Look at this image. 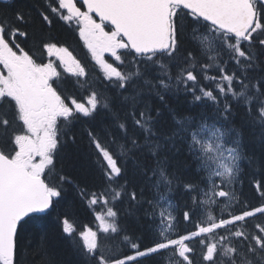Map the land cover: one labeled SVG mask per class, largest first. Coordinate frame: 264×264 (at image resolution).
I'll return each mask as SVG.
<instances>
[{
  "label": "snow or ice",
  "instance_id": "obj_1",
  "mask_svg": "<svg viewBox=\"0 0 264 264\" xmlns=\"http://www.w3.org/2000/svg\"><path fill=\"white\" fill-rule=\"evenodd\" d=\"M4 3L0 264H21V225L72 182L56 160L78 141L103 178L100 191L79 192L90 207L104 206L94 214L96 229L77 233L62 221L83 264H144L157 256L154 264H194L197 250L201 264H264V224L248 225L264 216V203L251 206L237 190L244 161L264 166V157L248 155L245 140L247 131L264 151V0H45L41 22L50 26L55 13L75 23L103 74L99 87L68 47L35 37L28 15ZM69 77L86 96L69 90ZM109 88L113 98L105 95ZM181 94L202 110L185 115L169 106V97ZM102 110L111 122L98 125ZM84 120L88 126L73 131ZM186 170L195 182L183 178ZM255 188L264 200V184ZM125 200L127 215L143 209L151 221L146 236L121 225Z\"/></svg>",
  "mask_w": 264,
  "mask_h": 264
},
{
  "label": "trees",
  "instance_id": "obj_2",
  "mask_svg": "<svg viewBox=\"0 0 264 264\" xmlns=\"http://www.w3.org/2000/svg\"><path fill=\"white\" fill-rule=\"evenodd\" d=\"M7 4L10 5V12L14 13L19 9L28 15L31 21L28 30L35 37H41L45 40L51 39L68 47L87 69L89 82L95 81L97 87H99L103 82V74L96 66L91 53L79 38L78 29L74 22L69 25L55 13H50L52 24L50 26L43 24L39 16V10L46 9L45 0H10ZM0 10H7L5 3L1 1ZM22 41L23 38H20L17 42ZM32 44L33 39H28L26 43H22V46L25 47V50H28ZM109 59L112 60L108 57ZM127 59H130V57ZM127 59L125 60L126 63ZM68 79L67 87L70 91H73L78 99L81 94L87 95L86 92H75L71 83L73 78L69 77ZM105 95L113 98L116 93L109 88L105 91ZM191 101V96L185 97L181 94L179 97H169L168 103L169 106L185 115H194L202 109ZM113 108H115V101H113ZM163 110L167 115V109ZM93 122L98 125L108 124L111 122V116L102 110L96 115ZM86 126H88L87 120L80 121L74 124L73 131L79 133V130ZM245 140L248 146V155L253 156L255 161H259L264 157V151H262L259 143L247 131ZM241 167L244 174L237 184V190L242 193L241 199L247 200L251 206H259L260 203H264V200L260 198L255 185L257 182L264 184V166L259 163L249 165L247 161H244ZM56 169L57 171L62 170V174L68 176L72 182L63 185L61 197L54 199V203L49 210L32 215L22 223L20 228L21 264H42V256L50 259L51 264H83V258L74 243L75 234L72 238L65 234L62 230V221L68 218L73 223L77 233L83 231L85 227H91L95 230L97 221L94 214L104 210L102 205L90 207L88 201L79 194L81 189L93 192L100 191L103 186V178L96 163V157L89 154L85 141H78L76 145L69 143L63 147L56 160ZM183 178L185 180L191 178L195 182V178L187 170L183 174ZM261 190H264V188ZM145 195L149 199L152 198L150 190L146 191ZM176 195L177 202L183 205L184 199L180 198L179 192ZM118 207L121 212L120 223L128 229V233L134 236H146L151 221L143 215V209L136 212L135 215L129 216L126 214L129 207L127 200ZM257 223L264 224V216L257 215V217L248 221L250 228ZM181 227L191 229L190 224L181 225ZM163 255L167 256L168 253L165 252ZM160 259L161 256L154 257V259H145L144 264H154V260ZM192 259L194 264H201L199 250L192 256Z\"/></svg>",
  "mask_w": 264,
  "mask_h": 264
},
{
  "label": "flooded vegetation",
  "instance_id": "obj_3",
  "mask_svg": "<svg viewBox=\"0 0 264 264\" xmlns=\"http://www.w3.org/2000/svg\"><path fill=\"white\" fill-rule=\"evenodd\" d=\"M108 29H110V27L106 25V30H108ZM61 71H62V70H61ZM65 75H66V74H64V73L62 72V79L64 78Z\"/></svg>",
  "mask_w": 264,
  "mask_h": 264
},
{
  "label": "water",
  "instance_id": "obj_4",
  "mask_svg": "<svg viewBox=\"0 0 264 264\" xmlns=\"http://www.w3.org/2000/svg\"><path fill=\"white\" fill-rule=\"evenodd\" d=\"M0 1L4 2V0H0ZM7 1H8V0H7ZM97 19H98V17H97ZM54 199H55V198H54ZM50 208H51V207H50ZM50 208H49V209H50ZM49 209H48V210H49ZM46 211H47V210H46ZM35 214H38V213L30 214V216L35 215ZM26 219H27V218H25V220H26Z\"/></svg>",
  "mask_w": 264,
  "mask_h": 264
},
{
  "label": "rangeland",
  "instance_id": "obj_5",
  "mask_svg": "<svg viewBox=\"0 0 264 264\" xmlns=\"http://www.w3.org/2000/svg\"><path fill=\"white\" fill-rule=\"evenodd\" d=\"M109 31L111 30V29H108ZM106 58V57H105ZM110 60V59H109ZM111 62H112V60H110Z\"/></svg>",
  "mask_w": 264,
  "mask_h": 264
}]
</instances>
